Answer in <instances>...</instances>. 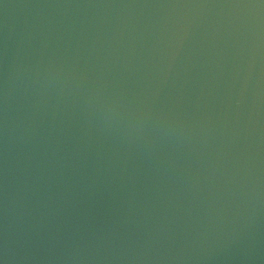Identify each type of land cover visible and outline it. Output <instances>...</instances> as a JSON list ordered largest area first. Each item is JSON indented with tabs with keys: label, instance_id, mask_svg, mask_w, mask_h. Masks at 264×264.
Wrapping results in <instances>:
<instances>
[{
	"label": "water",
	"instance_id": "95a60500",
	"mask_svg": "<svg viewBox=\"0 0 264 264\" xmlns=\"http://www.w3.org/2000/svg\"><path fill=\"white\" fill-rule=\"evenodd\" d=\"M0 264H264V0H0Z\"/></svg>",
	"mask_w": 264,
	"mask_h": 264
}]
</instances>
